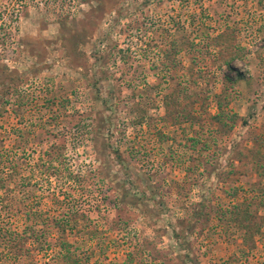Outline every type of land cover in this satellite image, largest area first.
<instances>
[{"label":"rangeland","instance_id":"1","mask_svg":"<svg viewBox=\"0 0 264 264\" xmlns=\"http://www.w3.org/2000/svg\"><path fill=\"white\" fill-rule=\"evenodd\" d=\"M0 152V228L66 216L92 264H264V0H0Z\"/></svg>","mask_w":264,"mask_h":264},{"label":"trees","instance_id":"2","mask_svg":"<svg viewBox=\"0 0 264 264\" xmlns=\"http://www.w3.org/2000/svg\"><path fill=\"white\" fill-rule=\"evenodd\" d=\"M109 1L110 0H97L99 7L102 9L107 7ZM227 66L230 70L234 71L229 62H227ZM242 80H245V76H243L240 72L236 73L235 79L228 76L225 78L227 83ZM1 85L3 88L5 87L4 82H1ZM11 86L14 87L15 92H18V85H16L15 82H13ZM221 103L222 102H218L219 114L217 115V120L219 123L222 122V115L224 114V109ZM31 135L30 131L26 132L20 130L17 132V138H20V141L22 142V145H20L21 148L29 143ZM46 153L47 154L45 156L49 162V167H47L49 171L46 172L49 176L61 173L60 167L62 164L56 166V168L54 167L57 162L59 163L63 159L64 154L61 151V148H52ZM4 161V155L0 152V164L2 163L3 165ZM7 165H9V168H7L8 171L6 173H0V189L3 187L5 188L7 181H19L18 179L22 175V164H19L18 162H11ZM240 211L241 209L237 206L236 210L231 211V213L237 215L238 217L241 216L243 221L248 220L251 215L250 212L246 209L243 210V214L240 215ZM38 216L40 217V215L35 212H31L30 210L25 211V213H23L25 222L27 223L28 221H31V223L27 224L21 232L18 230H11L9 227L0 228V247H3V251L0 252V259H3L2 257H6L10 264H19V262L24 259L32 258L33 254H43L48 258L45 264H92L93 253L84 252V250H82V246L77 245L75 242H70V230L66 225V222L68 223L69 221L64 220L66 216L62 217L60 220L57 218L49 220L51 223L55 221L52 225H56L57 227L56 234L53 233L50 226L37 228L36 225L33 224V221H36ZM238 220V218H235V222ZM86 233H90V231L88 232L87 230ZM96 264L101 263L96 262ZM121 264H134L133 254L129 253L126 260Z\"/></svg>","mask_w":264,"mask_h":264}]
</instances>
